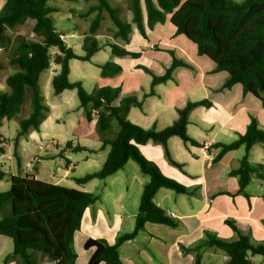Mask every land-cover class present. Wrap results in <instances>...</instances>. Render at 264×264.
Masks as SVG:
<instances>
[{
	"label": "trees",
	"instance_id": "16d2710c",
	"mask_svg": "<svg viewBox=\"0 0 264 264\" xmlns=\"http://www.w3.org/2000/svg\"><path fill=\"white\" fill-rule=\"evenodd\" d=\"M97 1L98 4L85 13L88 16L97 12L89 28L90 36L83 40L86 52L84 56H78L58 32L51 16L57 9L48 6V0H5L0 11V48L10 49L9 65L15 68V72L6 80L8 90L0 91V127L3 121L11 120L21 112L27 92L31 97L30 114L20 120L14 138L13 155L19 173L11 174L0 166V183H11L8 190L0 191V235L11 238L14 244L13 251L5 257L3 264H9L12 260H17L20 264H76L78 255L74 245L75 233L81 228L86 209L100 199L97 194L45 182L21 172L20 140L28 138L32 131H40L42 122L50 111L41 94L39 81L41 74L50 68L52 62L60 66L59 72L52 78L54 94L60 95L65 90L77 89L80 107L84 109L89 122L95 121L96 129L102 136L101 148L110 146L102 168L75 178V182L85 185L94 179L104 180L124 168L130 160H134L141 172L150 177L142 191L134 230L119 236L114 244L103 239H88L84 244L85 250H92L88 264H123L120 247L135 239L148 222L170 228L179 226L178 219L156 204L155 196L160 189H169L178 194L196 193V189L164 175L154 162L141 154L139 146L148 142L162 145L168 160L182 169V165L171 158L168 140L177 136L186 145H199L187 132L190 113L198 107L210 108L212 103L209 100L189 102L178 110L179 118L164 129L158 130L155 125L150 129H143L127 119L131 107L142 106L136 97L121 98L122 89L110 86L101 87L90 94L84 90L81 82L69 80L71 60L90 61L103 48L96 33L103 22L104 11L108 12L116 27L114 38L121 39L126 44L130 43L133 24L140 35L147 38V30H153L156 24H164L169 16L176 34L184 35L196 45L199 55L206 56L214 63V73L226 72L229 75L223 89H231L239 84L244 94H251L259 99L264 108V0H243L240 3L235 0H127L132 14L131 22L121 18L120 7L111 6L108 0ZM27 20L35 22L33 33L42 40L20 37L10 45L7 30L16 29ZM106 46H110L114 56H141V52L127 50L114 42ZM53 48L58 50L54 57L51 54ZM170 54L173 61L163 75H156L143 67L152 75L151 91L146 96H152L156 86L171 80L176 68H191L190 64L176 57L173 51ZM99 67L105 77L121 70L120 66L111 62L99 64ZM3 68L0 60V72ZM94 111L97 112L96 116H93ZM113 121L119 125V132L116 137L110 138L106 133L112 128ZM5 144L6 139L0 131V154L4 153ZM256 144L264 145V129L251 116L246 131L237 140L213 146L219 149L213 159L214 164L228 152L242 146L245 148L240 166L230 173L238 178V190L232 195L242 194L249 198L246 189L252 177L264 181V164L249 161L250 151ZM66 148L74 152H94L84 146L72 147L71 144ZM64 152L65 149L62 153ZM225 222L239 233V238L227 241L214 232L205 230L204 238L190 249L196 252L194 264H202V250L205 247L226 252L229 264H254L250 257L255 255L262 256L264 260V241H256L241 234L233 220L227 219Z\"/></svg>",
	"mask_w": 264,
	"mask_h": 264
},
{
	"label": "crops",
	"instance_id": "0c3cea01",
	"mask_svg": "<svg viewBox=\"0 0 264 264\" xmlns=\"http://www.w3.org/2000/svg\"><path fill=\"white\" fill-rule=\"evenodd\" d=\"M4 4L5 0H0V11ZM169 18L168 16L164 24H156L153 30L148 29L147 38L138 34L133 38L130 35L131 40L128 45L135 43L136 47L125 49L141 52L140 58H132L135 63L144 62V64L138 63L136 67H147L157 75H163L171 66L173 60L170 51L191 65V68L178 67L173 72L172 81L177 79L183 69H190L194 76L184 74L189 83H183L181 89H175L174 100L163 106L170 111L171 116L174 115L169 124L172 125L179 118L178 110L189 102L209 100L212 106L198 107L190 113L187 132L199 145H186L177 136L168 140L171 158L182 165V169L167 160L162 145L148 142L140 145L139 150L144 157L154 162L164 175L186 187L196 189V193L178 194L169 189H160L155 196L156 204L167 214L178 219L179 226L170 228L148 222L135 239L120 247L123 264H194L196 252L190 249L204 238L205 230L212 231L219 238L227 241H235L239 238V233L226 224L227 219L235 221L241 234L256 241H264V185L258 184L257 193L251 191L254 176L246 189L249 198L242 194L232 195L238 190V178L230 173L240 166V160L245 154L244 146L228 152L217 164L213 163L214 157L219 152V149L213 146L217 143L229 144L237 140L239 135L246 131L251 116L255 117L259 126L264 129V108L259 99L251 94H244L239 84L231 89H223L229 75L226 72L214 73V63L206 56H203L205 58L200 56L196 45L184 35H177L176 28L170 23ZM132 31L134 32L133 27ZM6 80L7 77H4L3 81ZM123 97L128 96L121 91V98ZM91 123L95 125V121ZM150 124L155 125L158 130L168 125L160 123V116L154 117ZM258 145L260 144L254 145L251 149L249 161L253 164H264V146L261 148ZM62 151L63 149L58 154ZM45 157L52 158V155ZM34 162L33 172H30L29 168L31 164L24 166L22 163V174L33 175L36 179L49 182L40 177L39 163L36 159ZM128 163L115 173L117 175L122 172L127 175L126 178L108 177L104 182L109 191L115 188V193H121L118 201L116 202L114 197L111 199L112 204L104 207L102 202L105 198L100 196L96 204L88 207L84 212L81 228L75 233L74 245L75 239H78L77 234L80 235V246L84 248L85 242L90 238L103 239L109 244H114L119 236L134 230L140 204L136 195L138 192L142 195L150 177L145 178L134 172L135 180L132 181L126 170ZM9 173L18 174V168L11 167ZM89 183L80 185V188L84 190ZM104 202L106 203V200ZM84 251L81 257L78 255L76 264H88L92 250L84 249ZM250 259L254 264L264 263L260 255L252 256ZM201 263L229 264V256L222 250L205 247L202 250Z\"/></svg>",
	"mask_w": 264,
	"mask_h": 264
},
{
	"label": "rangeland",
	"instance_id": "374dc122",
	"mask_svg": "<svg viewBox=\"0 0 264 264\" xmlns=\"http://www.w3.org/2000/svg\"><path fill=\"white\" fill-rule=\"evenodd\" d=\"M235 1L240 3L243 0ZM108 2L111 6L120 7L122 9V19L126 21L131 20L132 14L128 8L127 0H108ZM47 4L48 6L57 9L56 12L51 14V16L58 32L61 34L66 44L72 48L78 56H84L86 52L84 51L83 40L85 37L90 36L89 28L93 18L96 17L97 12H93L88 16H85V13L91 7L96 6L98 1L48 0ZM102 16L103 22L96 33V37L103 48L96 52L91 57L90 61H83L80 59L71 60L69 62V80L71 82H81L84 90L90 94L101 87L110 86L120 87L125 96L136 97L142 103V106L131 107L127 114V119L143 129H150L152 127V124L150 123L156 116H160V123L162 125H171L169 123H171V119L174 115L171 116L170 111L163 106L174 100L173 93L175 92V89H181L183 83H189L184 74H190V76L193 77V71L190 69H183L182 73L177 76L176 80H171L168 83L156 86L153 89V95L146 96V94L151 91L152 75L143 68L144 66L136 67L138 63L144 64V62L137 61L135 63V61L132 60V57L114 56L112 55L110 46H106L110 42H114L127 48L136 47L135 43L128 45L121 39H115L114 33L116 27L110 19L108 12L104 11ZM34 24L35 22L33 20H27L14 30L8 29L7 34L10 40V45L20 37L41 41L42 38L35 36L33 33ZM132 27L134 29V32H131L132 37L135 38L137 34L141 36L134 24ZM9 52L10 49L0 48V60L4 66V70L0 74V91L4 89L8 90L6 81L4 82L3 79L15 72V68L9 65ZM57 52L58 50L53 48L51 50L52 57H54ZM145 61H147V59H145ZM106 62H111L114 65L120 66V72L112 76H102V69L99 67V64H104ZM59 70L60 66L52 62L50 68L41 74L39 81L40 91L45 103L49 106L50 111L47 118L42 122L40 131H32L28 138H22L20 140L19 155L22 158L24 166L31 164L29 167L30 172H33L34 170L35 159L38 161L39 174L42 179L68 188L97 194L102 198H105L102 202L104 207L105 205L110 206L112 204L111 199L115 197L114 200L117 202L121 193H115V188H113L114 190L110 189L109 191L104 185L105 179H94L91 183L85 186L84 190H82L80 185L75 182V178L84 177L85 175L99 171L102 168L110 151V146H107L105 149L101 148L102 136L96 129V125H93L87 120L84 109L80 107L77 89L65 90L60 95L54 94L52 78L59 72ZM30 111L31 97L30 93L27 92L26 100L22 106L21 112L11 120H5L0 127L3 138L6 139L4 153L0 154V166L4 167V170L7 172H9L11 167L13 169L17 168V161L13 155L14 138L17 135L20 120L28 117ZM118 132L119 125L116 121H113L112 128L106 133V136L114 138L118 135ZM68 144H71L72 147L87 146L94 150V152H74L66 148ZM258 146L263 147L264 145L260 144ZM61 149H65V152L58 154ZM48 155H52V158L45 157ZM68 161H70L72 165L68 164ZM126 170H128V173L132 177V181L135 180L133 178L134 172L139 176H145V178H148L147 175L141 172L139 165L134 160L129 161ZM65 173L66 176H64ZM119 176H123V178L127 177V175L125 176L124 173L120 172L117 175H111L109 178L117 179ZM259 183L264 185V181L258 180L254 177L250 187L251 191L257 193L259 191ZM10 186L11 183L9 181L2 182L0 185V191H6ZM140 197L141 194L138 192L136 195L138 203L140 202ZM104 200H106V203ZM1 217L2 214L0 213V219ZM79 236L80 235L77 234L78 239H75V249L77 255L81 257L85 251L84 248L80 246ZM13 248V240L7 236L0 235V264H3V259L13 251ZM12 262L14 264H20L17 260H12L10 263Z\"/></svg>",
	"mask_w": 264,
	"mask_h": 264
},
{
	"label": "built area",
	"instance_id": "2783aa9c",
	"mask_svg": "<svg viewBox=\"0 0 264 264\" xmlns=\"http://www.w3.org/2000/svg\"><path fill=\"white\" fill-rule=\"evenodd\" d=\"M96 113H97V112H96V111H94V112H93V116H96Z\"/></svg>",
	"mask_w": 264,
	"mask_h": 264
}]
</instances>
